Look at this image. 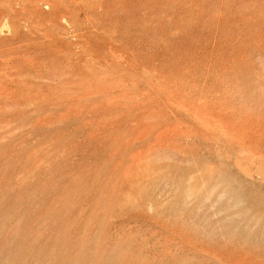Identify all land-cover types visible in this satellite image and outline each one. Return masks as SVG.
I'll return each instance as SVG.
<instances>
[{
  "label": "rangeland",
  "instance_id": "374dc122",
  "mask_svg": "<svg viewBox=\"0 0 264 264\" xmlns=\"http://www.w3.org/2000/svg\"><path fill=\"white\" fill-rule=\"evenodd\" d=\"M0 264H264V0H0Z\"/></svg>",
  "mask_w": 264,
  "mask_h": 264
}]
</instances>
